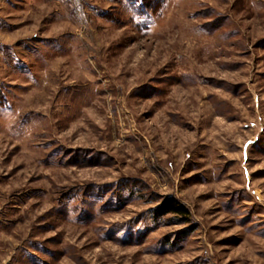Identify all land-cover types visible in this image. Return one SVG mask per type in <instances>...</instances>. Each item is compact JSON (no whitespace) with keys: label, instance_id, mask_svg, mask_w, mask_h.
<instances>
[{"label":"rangeland","instance_id":"obj_1","mask_svg":"<svg viewBox=\"0 0 264 264\" xmlns=\"http://www.w3.org/2000/svg\"><path fill=\"white\" fill-rule=\"evenodd\" d=\"M0 264H264V0H0Z\"/></svg>","mask_w":264,"mask_h":264},{"label":"trees","instance_id":"obj_2","mask_svg":"<svg viewBox=\"0 0 264 264\" xmlns=\"http://www.w3.org/2000/svg\"><path fill=\"white\" fill-rule=\"evenodd\" d=\"M154 215L159 218L168 214H178L185 218L189 215V208L174 196H166L157 204L153 210Z\"/></svg>","mask_w":264,"mask_h":264}]
</instances>
